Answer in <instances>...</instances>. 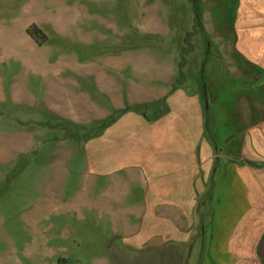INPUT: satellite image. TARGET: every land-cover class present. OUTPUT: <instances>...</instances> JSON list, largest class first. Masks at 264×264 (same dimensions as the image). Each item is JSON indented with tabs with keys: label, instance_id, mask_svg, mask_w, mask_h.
<instances>
[{
	"label": "rangeland",
	"instance_id": "374dc122",
	"mask_svg": "<svg viewBox=\"0 0 264 264\" xmlns=\"http://www.w3.org/2000/svg\"><path fill=\"white\" fill-rule=\"evenodd\" d=\"M249 10L248 0H0V264L160 263L168 249L152 241L128 249L121 222L136 220L135 200L60 151L81 109L110 107L109 83L149 110L173 85L206 92L209 115L223 92L247 96L235 21Z\"/></svg>",
	"mask_w": 264,
	"mask_h": 264
},
{
	"label": "crops",
	"instance_id": "0c3cea01",
	"mask_svg": "<svg viewBox=\"0 0 264 264\" xmlns=\"http://www.w3.org/2000/svg\"><path fill=\"white\" fill-rule=\"evenodd\" d=\"M248 7L235 21L247 96L223 92L209 115L206 92L173 85L149 110L126 106L122 86L109 83L110 107L81 109L60 151L136 201V220L121 222L134 233L128 249L152 241L168 249L159 264H264V0Z\"/></svg>",
	"mask_w": 264,
	"mask_h": 264
}]
</instances>
